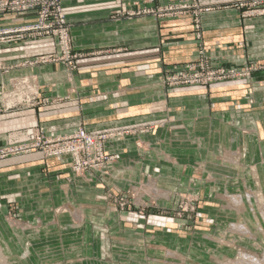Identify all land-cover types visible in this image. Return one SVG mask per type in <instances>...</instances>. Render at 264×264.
<instances>
[{"label":"crops","instance_id":"obj_1","mask_svg":"<svg viewBox=\"0 0 264 264\" xmlns=\"http://www.w3.org/2000/svg\"><path fill=\"white\" fill-rule=\"evenodd\" d=\"M166 1L173 0H62L73 50L81 54L70 75L61 63H28L51 54L55 47L52 39L0 46V66L5 68L0 70V145L29 141L36 126H41L47 136H63L77 126L93 131L164 117L173 126L171 130H158L155 137L139 134L107 142V150L116 155L107 174H75L68 156L44 159L36 149L1 159L0 248L19 249L23 243L20 236L25 233L29 234L25 242L28 249L41 244L47 249L52 245L76 248L79 238L70 239V234L81 233L88 223L100 222L102 215L108 216L107 228L130 233L131 222H120L116 214L86 208L82 202L84 198L101 197L105 185L125 188L132 180L138 182L139 162H146L143 153H148L151 144L169 137V133L174 153H178L171 164L166 160L169 166L179 167V154L187 150L188 158L197 151L205 153L204 160L209 162L204 168H213L212 154L229 143V149L239 147L238 151H244L249 158L257 154V169L264 166L263 122L260 130L251 129V141H245V136L236 131L226 134V121L238 106L245 105L246 80L233 78L177 87L170 92L158 84L166 68L195 59L200 46L214 65L225 68L240 66L239 61L245 57L264 58V16H242L240 9L229 3L231 0H196L199 6L213 8L198 12L189 8L174 16L142 11ZM33 17L32 13L25 14L14 23L22 24ZM194 19L198 20L197 29ZM21 79L25 82L15 87ZM251 81L255 104L264 103V69L254 72ZM32 96L60 99L47 104L35 100L31 103ZM183 109H188L186 115L181 113ZM182 119L187 128L179 127ZM192 163L189 160L186 168H192ZM233 163L225 168L238 173L241 164ZM258 176V184L264 185V174L260 172ZM232 179L231 185L238 184L236 177ZM154 180L157 186L162 185L161 177ZM9 202L17 207L18 217L10 223L5 218ZM65 205L73 206L78 213L75 215L68 207L69 212L61 210ZM235 212L241 215L245 211ZM56 228L59 235L53 238L47 235L42 242L30 239L33 233H52ZM9 233L11 242L7 241ZM95 233L89 244L98 248L100 240ZM35 257L33 254L29 259ZM29 259L21 263L30 264Z\"/></svg>","mask_w":264,"mask_h":264},{"label":"rangeland","instance_id":"obj_2","mask_svg":"<svg viewBox=\"0 0 264 264\" xmlns=\"http://www.w3.org/2000/svg\"><path fill=\"white\" fill-rule=\"evenodd\" d=\"M196 3V0L166 1L164 4L149 9H142V11L159 16H174L179 13H186L189 8H194L197 12L199 11L198 9L209 10L206 9L207 6H199ZM229 3H232V0ZM184 5L186 7H183ZM61 6L65 16L62 0ZM239 9L242 14L243 10ZM25 14L29 13L21 14L9 21H3L4 23L6 22L4 25L14 23L15 20ZM33 19L27 21H32ZM67 24L69 25L68 22ZM194 28H198V25L196 26V19H194ZM196 33L198 34V32ZM68 38L71 54L77 55L75 59L76 68L77 60L81 57V54L73 50L70 40V25ZM196 41L199 43V38ZM52 42L54 44L53 40ZM200 49L203 50V47L200 46L198 52ZM56 50L55 46L54 51L50 55L56 54V56L48 62L61 63L66 68V64H64L63 60L59 59ZM196 58L198 59V57ZM205 59L209 69H220L222 67L214 65L213 59L210 57ZM191 61L172 64L166 68L160 74L158 84L165 92H170L177 87L209 85L233 78L246 80L248 87L244 94L245 101L243 104L245 105L243 107L238 106L226 121L228 131L226 134L230 131H236V134L245 136V141H251L248 137L253 132L251 129L254 127V129L258 128L260 130V125L262 122L264 123V103L255 104L252 98L255 87L251 81L254 72L264 69V58L254 59L250 56L245 57L244 60L239 61L240 66H238L239 64H234V66L226 68L233 69L237 76L223 80L209 83H190L188 81L173 83L167 81V79L174 77L176 72H182V75L190 77L191 74L189 73L191 71L188 69L177 71V68L189 64ZM70 73L67 71L68 75ZM59 99L34 96L31 103L35 100L36 103L47 104ZM187 111L188 109H183L181 113L186 115ZM197 112L201 113V111ZM236 119L239 121H235ZM180 121L182 123L179 124V127L181 129L187 128L184 119ZM214 122L216 123V121ZM39 128L42 127H34L33 135L36 129ZM163 128L168 130L173 128L171 120H168L166 117L88 132L103 133L110 130H132L131 133L122 134L112 139L122 141L130 135L137 137L139 134H150L155 137L157 131ZM169 134L170 136L165 140H158L159 143L157 145L150 143L153 146L150 145L147 148L148 153H143L146 162H139L141 176L138 182L132 180L125 188H113L105 185L101 197L94 200L84 198L82 202V205L86 208L116 214L115 218L120 222H131L132 228L130 233L114 232L110 228H107L109 219L108 216L104 217L103 215L101 217L102 220L100 218V222L88 223L87 226L82 228L81 233L70 234V239L76 240V237L79 238L77 239L79 241L76 248L52 245L51 248L47 249L41 244L35 246L33 249H28L25 242L29 234L25 233V236H20L24 244L21 242L19 249L11 247L0 248V264H22V260L29 259L31 256L33 257V254L36 255V261L29 259L31 261L30 264H224L226 260H234L239 252L256 255L261 259L264 253V219L255 197L250 196L248 198L246 195V190L249 188L253 193L263 196L264 199V185L258 184L260 183L258 173L264 174V166L260 167V169L256 168L260 160L257 158L258 155L256 154L251 157L250 154L249 158L248 154L244 153V151H238L240 150L238 149L239 147L236 150L229 149V143L226 146L227 148L222 147L219 152L212 154L213 159H215L213 162L215 163V167L213 168H204V164L209 162L204 160L205 153L197 151L195 154L191 153L192 155L188 158L189 154L187 150L179 154L181 157L179 167H173L169 166L167 161L169 163L172 162L175 157L174 155L178 153H174L172 141L170 140L171 133ZM112 140L104 143V148L108 153L110 152L107 150L106 144ZM137 140L135 141L138 145ZM39 151L44 159L51 158L44 156L41 150ZM22 154L25 153L17 155ZM110 154L114 155L113 153ZM114 156V159L107 162L102 169L88 171H99L107 174L108 165L116 160V155ZM4 158H0V160ZM189 160L191 163L196 160L192 163V168H186ZM231 162H234L233 164H236V162L241 164V169L238 173L233 169L225 168ZM262 162L264 163V160ZM70 169L75 174L82 173L74 172L71 167ZM253 169L258 172L257 176L252 173ZM156 177H161L162 179V185L157 186L155 184L157 189L166 191L168 193L167 197L153 198L147 191L148 183L152 180L155 181ZM232 177L238 179V184L231 185ZM223 195H225V199H223ZM229 195L241 196L245 205V212L243 214L239 215L235 212L237 209L227 200V196ZM62 208L69 212L66 205L60 209L63 210ZM7 209L8 212H6L5 218L10 223L13 219L18 218L15 212L17 207L12 202H9ZM89 218L91 217L89 216ZM240 221L246 223L252 233V237L245 236L233 226V223L237 224ZM51 231L52 233L48 231L33 233L30 239L42 242V240L46 239L47 235H52L51 238L55 237V234L59 235L58 228ZM95 231L100 240L98 248H94L89 244V239H91ZM7 235V241L11 242L12 234L9 233ZM79 242L80 244H78ZM69 245L71 244L69 243Z\"/></svg>","mask_w":264,"mask_h":264},{"label":"built area","instance_id":"obj_3","mask_svg":"<svg viewBox=\"0 0 264 264\" xmlns=\"http://www.w3.org/2000/svg\"><path fill=\"white\" fill-rule=\"evenodd\" d=\"M238 8H241L243 16H264V0H232ZM183 7H186L184 5ZM208 6L206 9H212ZM171 9V7H169ZM199 11L201 9H198ZM24 13H33L34 19L22 24L8 23ZM198 20H196V26ZM69 25L62 12L61 0H0V46L19 44L27 40L52 39L56 46L57 55L66 64V70L71 72L75 69L76 54H71L69 47ZM56 54L44 55L28 61L29 64L48 62L53 60ZM198 59L185 64L177 71L189 70L190 77L176 72L174 77L167 79L173 83H209L237 76L233 69H209L204 51L200 49ZM4 70V66H0ZM25 82L24 79L15 82L19 87ZM19 85V86H18ZM34 98L32 96L31 100ZM132 130H110L103 133H92L81 126H77L70 133L63 136H47L42 128L36 129L33 137L24 143L0 145V158L13 156L21 153H29L33 150H41L46 157L68 156L69 166L74 172L88 170H100L104 165L114 159V155L108 153L104 143L131 133Z\"/></svg>","mask_w":264,"mask_h":264},{"label":"bare ground","instance_id":"obj_4","mask_svg":"<svg viewBox=\"0 0 264 264\" xmlns=\"http://www.w3.org/2000/svg\"><path fill=\"white\" fill-rule=\"evenodd\" d=\"M252 173L257 176L256 170L253 169ZM147 191L149 192L150 195L153 196V198L154 197H167L168 196V193L166 191H160L157 189V187L155 185V181H153V180L148 183ZM246 195L248 198H250V196L255 197L256 201L259 203V207L261 209V214H262L263 219H264V199H263V196H261L260 194L253 193V191L249 188H247V190H246ZM227 200L237 209L238 212L245 211V205H244L243 200H242L240 195H229V196H227ZM66 207L71 209L75 215L78 213V211L76 209H74L73 206L69 205ZM233 226L237 230H239L242 234H244L245 236L252 237V233L250 232V230H249V228L245 222L240 221L237 224L233 223ZM262 256L263 257L260 259L256 255H252V254H249L246 252H239L237 257L234 260H232V261L226 260L224 262V264H264V253Z\"/></svg>","mask_w":264,"mask_h":264}]
</instances>
